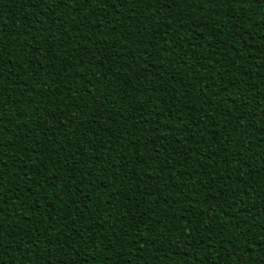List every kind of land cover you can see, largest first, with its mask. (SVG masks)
<instances>
[{
	"label": "trees",
	"instance_id": "trees-1",
	"mask_svg": "<svg viewBox=\"0 0 264 264\" xmlns=\"http://www.w3.org/2000/svg\"><path fill=\"white\" fill-rule=\"evenodd\" d=\"M0 264H264V0H0Z\"/></svg>",
	"mask_w": 264,
	"mask_h": 264
}]
</instances>
